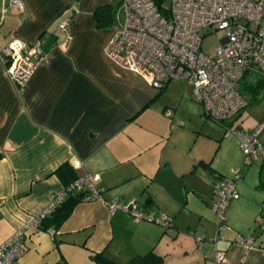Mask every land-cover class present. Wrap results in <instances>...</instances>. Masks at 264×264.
Listing matches in <instances>:
<instances>
[{
  "label": "crops",
  "instance_id": "0c3cea01",
  "mask_svg": "<svg viewBox=\"0 0 264 264\" xmlns=\"http://www.w3.org/2000/svg\"><path fill=\"white\" fill-rule=\"evenodd\" d=\"M21 1L22 9L6 1L2 14L0 0V53L13 40H41L48 60L20 92L0 57V246L22 232L24 250L11 264H96L92 254L129 264L150 252L163 264H215L217 252L224 253L221 264H264V161L243 181L253 164L243 165L242 156L239 198L218 230L215 185L240 164L235 141L229 166L226 133L216 139L185 131L164 115L158 126L148 124L153 88L112 65L104 49L117 27L98 30L92 18L95 6L110 0H80L77 7L70 0ZM62 23L70 39L58 29ZM256 117L257 125L262 112ZM217 157L222 165L214 164ZM74 162L78 177L99 176L93 184L101 198L79 203L52 237L33 221L65 190L55 171ZM196 174L208 184L189 181ZM116 198L166 215L173 227L110 213L107 202ZM238 237L252 243L238 244Z\"/></svg>",
  "mask_w": 264,
  "mask_h": 264
},
{
  "label": "built area",
  "instance_id": "2783aa9c",
  "mask_svg": "<svg viewBox=\"0 0 264 264\" xmlns=\"http://www.w3.org/2000/svg\"><path fill=\"white\" fill-rule=\"evenodd\" d=\"M23 8L21 0H1L2 14L9 8ZM124 5L125 23L116 28L108 41L104 53L117 69L129 72L143 80L149 87L159 90L173 80L186 82L192 87L193 99L202 106L209 119L216 123L233 121L247 107L241 94V83L247 73L264 77V0H170L168 6L157 0H121ZM58 29L67 34L68 23ZM203 30L223 32L224 37L215 49L213 58L201 51ZM6 74L16 89L22 92L36 70L48 60L42 41L28 45L13 40L0 53ZM167 118L171 113H164ZM264 108L257 126L251 131L235 128L227 130L238 140L243 156V165L249 166L264 161ZM73 168L80 164L74 162ZM240 168L234 170L232 179L223 178L215 185L212 209L218 220V230L223 228L225 212L231 202L239 198L236 185L241 181ZM98 175H84L64 192L54 197L48 209L33 221L37 227L40 219L69 193H84L83 201L101 198L93 182ZM110 213L121 211L137 223L140 221L159 223L164 229L172 227L169 217L158 218L140 208L136 202L122 203L119 199L107 202ZM54 236L53 231H49ZM18 232L10 241L0 246V264H11L18 260L24 250ZM238 244H251L252 239L238 237ZM224 253L217 252L215 264H221ZM207 264H210L209 262Z\"/></svg>",
  "mask_w": 264,
  "mask_h": 264
},
{
  "label": "rangeland",
  "instance_id": "374dc122",
  "mask_svg": "<svg viewBox=\"0 0 264 264\" xmlns=\"http://www.w3.org/2000/svg\"><path fill=\"white\" fill-rule=\"evenodd\" d=\"M90 1L91 0H81L83 5H85ZM76 2L78 5L80 0H77ZM169 3L170 0H165L164 2L165 6H168ZM109 4H113L114 7H117L114 18V26L117 28L122 27L125 23V12H124L123 3L121 2V0H110ZM77 5L75 7H77ZM200 35L202 37V42H201L202 53L208 57L213 58L215 56L216 47L219 45L220 40H222L224 37L223 32L218 31L214 33L211 30H203L201 31ZM257 79L258 78L256 76L250 73H247L245 75V79L241 83L240 91L242 96L247 100L249 104L248 107L241 113V115L234 122L230 124L229 122L225 123L228 128L227 130H230L232 132L237 126H240L244 130H249L250 128H252V126L256 125L257 123L256 115H259V113H261L262 109L264 108V90L259 96V98L261 99L260 102L253 103L251 98L245 91V85L249 83H255ZM169 83L170 85L168 86L166 91L162 92L159 96H155L153 100L150 102L149 107L145 110L144 117L146 118L149 125L158 126V122L160 120L159 115H161L162 117L164 113L168 110L166 108L167 110L164 109V111H162V108L163 106H167L169 108L172 118L175 120V123L173 124L176 125V122L179 123L183 122V128L181 129L185 131L197 129L198 132L202 131L206 133V135L216 139H219L220 137H224L223 135L227 133L226 128L224 126L217 124L211 119L207 118L203 114L204 112L202 106L193 99V90L190 85H188L186 82L183 81L182 82L172 81ZM151 91L154 92V95L158 94L157 90L151 89ZM225 137L227 138H224L222 140L224 142L229 141V144L228 143L225 144L226 148L223 151L224 152L223 154L225 155L227 161L223 162V164L224 165L228 164L230 166L231 155L233 153L231 151L233 149V140L235 141L236 147L238 148L241 154L240 164L233 167L231 176L228 177L229 179H232L234 177V170L236 168H239L242 164V153L238 147V140L234 134L230 133ZM260 140L264 142V132L261 134ZM227 150H230V152L227 153ZM218 157L214 160V164L218 159L219 165H222ZM258 169H259L258 164H253L252 166H250L246 170V176L247 175L249 176L244 177L243 181H248L249 179L250 180L253 179L254 175L252 173L255 172V170L258 171ZM196 176L197 174L195 176H192L191 178H188L190 179L189 181H194L193 183H198L199 185L201 184L204 185L203 183L208 184L209 181L205 174L204 176L201 177L198 176L196 177ZM262 180L264 182V176L262 177Z\"/></svg>",
  "mask_w": 264,
  "mask_h": 264
},
{
  "label": "trees",
  "instance_id": "16d2710c",
  "mask_svg": "<svg viewBox=\"0 0 264 264\" xmlns=\"http://www.w3.org/2000/svg\"><path fill=\"white\" fill-rule=\"evenodd\" d=\"M70 1L72 2L73 7L77 5L76 2L77 0H70ZM157 1L158 3L163 2V0H157ZM116 8L117 7H114L113 4H109V3H98L95 6L92 12V18L96 29L105 30V29H110L114 26ZM252 75L256 76L258 79L255 83L246 84L245 91L251 98L252 102L256 103V102H260L261 100L259 96L264 90V77L258 74H252ZM165 88L166 86L163 87L162 89L157 90L158 94L156 96H159L162 92H164ZM203 114L207 117L205 112ZM240 115L241 113H239L233 121H230L229 124L234 122ZM217 124L226 125L225 123H217ZM55 175L63 182L65 188L69 187L78 178L73 166L68 163L62 164L55 171ZM83 197H84V193L82 192L67 194L61 200V202L53 208V210L48 215L40 219L39 223L37 224V228L44 232L53 231L55 235L57 230L70 217L74 208L79 203L83 202ZM90 258L96 264H114V262H112L102 254H92L90 255ZM61 264H68V263L63 262ZM129 264H163V259L160 256L156 255L155 253L150 252L144 256H138L133 258L129 262Z\"/></svg>",
  "mask_w": 264,
  "mask_h": 264
}]
</instances>
